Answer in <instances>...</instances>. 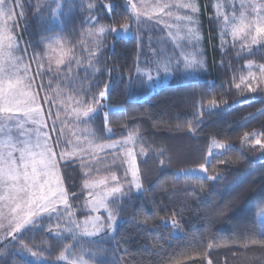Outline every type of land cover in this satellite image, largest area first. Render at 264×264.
I'll return each mask as SVG.
<instances>
[{"label": "snow or ice", "instance_id": "snow-or-ice-1", "mask_svg": "<svg viewBox=\"0 0 264 264\" xmlns=\"http://www.w3.org/2000/svg\"><path fill=\"white\" fill-rule=\"evenodd\" d=\"M120 7L119 0H110V3L101 4L99 7L92 2L86 7L81 3L80 11L83 16L88 17L85 20L82 16L81 23L95 27L100 19H104L103 16L98 17L101 11H106L108 18H113ZM215 7L217 22L222 20L225 28L228 29L221 35L220 46L225 52L227 48L224 36L229 34L233 41L241 42L240 51L236 52L237 57H243L245 52L251 56L254 51L264 49V0H239L238 14L236 0H231V7L227 11H221L220 4ZM75 9V0H39L35 5L31 0H0V231H2L0 264H10V261L11 264H49V261L41 258L44 249L33 243L37 235L41 236V244L45 240L53 239L58 244H63L57 258L63 264H121V258L117 255L121 241H116L115 249L111 250L113 257L111 260L107 258L109 249L104 248L101 241L105 237L116 239L115 233L121 213L124 211L123 205L133 198L134 190L141 193L148 189L143 185L142 174L136 161L137 154L131 147L125 148V144L135 142L133 135L122 141L98 143L95 145V151L91 150V141H88V147L79 143L81 140H87L89 136L96 137V133L87 130L86 127L81 130V124L87 126L98 113L103 111L107 128L110 115L109 106L102 101L107 100L114 91L111 81L103 85V90L99 91L98 96L93 92V89L99 87L98 83L94 82L95 72L99 69L95 68L93 63L102 47V40H99V37H103L108 32L113 33L114 36H118L120 32L131 33L132 25H139L142 22L141 17L145 15L150 20L156 17L157 24H167L164 17H169L175 21L178 29L185 31L186 44L191 46V54L183 62V69L203 67L198 59L202 53L198 49L201 37L196 15L199 7L195 0H156L150 14L141 10V4L134 0H126L123 11L126 13L127 22L121 24L119 30L116 27L100 25L95 31L88 33L90 42L96 44L97 51L81 50L82 54L84 51L88 52L87 63L85 59H77L74 51L68 57L61 51L60 57L55 60V66L52 65L53 58L48 57V65L45 67L43 56L37 51L41 48V43L33 45L24 41L21 45L22 37L15 34L18 25L14 18H25L26 11L32 10L34 18L40 20L42 25L57 22L66 25L75 14ZM47 30L53 29L49 27ZM136 39L139 44H143L139 37ZM62 40L63 38L58 35L55 42L62 43ZM149 47L151 48V45ZM232 47L235 48L236 44L233 43ZM68 48L71 50L73 45L69 43ZM163 55L154 48L151 49L145 57L143 66H137V73L147 74L151 79L153 72L161 71L160 58ZM173 59L176 57L170 58V63ZM33 64L35 68L32 67ZM243 67L247 70V75H241L239 83L235 82V78L233 79L236 89L243 91L246 87L248 91L255 92L264 86V63L255 64L248 59ZM180 70L181 63L178 61L174 67L166 65L164 68L166 74ZM45 78L48 81L46 85L43 83ZM41 91L44 93L43 96L40 95ZM254 99L257 98L252 97L238 103H250ZM41 100L49 104L47 112L41 107ZM57 100H59L58 104ZM261 102L264 103V100ZM203 104L204 101L201 100V107L196 112V117L203 116L205 111L209 115L214 114L222 104L225 105V111L232 107L227 105L226 101L215 98L208 101L206 110ZM52 107L56 108L54 118ZM61 111L65 114L64 120H60ZM46 116L52 118L51 125L47 124ZM57 121H60V127H57ZM198 122L196 120L190 123L187 131L195 134ZM69 126L73 127L72 135L76 137L75 142L65 137L64 128ZM48 128L57 133L55 138L46 131ZM78 131L82 134L78 135ZM108 131L110 132L111 129ZM243 143L260 145L264 149V138L260 133H245ZM117 149L126 152V161L120 159ZM214 149L221 151L217 153ZM106 150L113 156L110 162L113 167L106 168L111 182L107 177L90 182L88 175L95 168V164H88L87 161L99 159L101 163L107 165L108 162L98 156V152ZM231 150L230 144L213 140L207 155H202L198 168L180 169L178 174L173 175V181H176V176L179 175L186 183L195 181V184L203 190L205 181L219 183L226 180L227 177L222 171L216 170L214 174H210L209 169L214 158ZM166 151L167 149L161 146L159 156L164 157ZM81 153H89V155H80ZM140 154L146 155L143 147ZM60 161H64V164L61 165ZM72 163H79L82 169H88V172H85L83 188L89 190L88 195L91 199L88 201L89 214L82 223L77 219L74 206L70 203L69 191L64 186L66 177L60 171L61 167H68ZM164 163V159H160V164ZM121 169L122 176L117 174ZM156 183L160 185L165 195L177 196L175 185L169 188L167 181L160 179ZM94 189L100 190L94 191ZM181 191L185 196L190 191L195 194V187H185ZM76 195L75 192L71 193V197ZM101 209L107 214L106 216L91 215V213H99ZM213 211L219 215L223 212V208L217 206ZM177 215V213L172 214L170 223L161 218L163 226L174 232L182 231L181 221L176 218ZM140 223L147 225L149 221L145 219ZM154 227L159 230L161 225L156 224ZM26 237H30L27 243L24 242ZM97 237L99 240L96 239ZM163 240L164 237L161 236L160 247ZM249 245L264 249V235L245 239L241 243L244 248H248ZM208 247L211 248L213 245L209 244ZM9 249L15 251L10 252ZM14 256L19 257V262L13 259ZM26 256L31 257V260L26 259ZM261 264H264V260Z\"/></svg>", "mask_w": 264, "mask_h": 264}, {"label": "trees", "instance_id": "trees-1", "mask_svg": "<svg viewBox=\"0 0 264 264\" xmlns=\"http://www.w3.org/2000/svg\"><path fill=\"white\" fill-rule=\"evenodd\" d=\"M31 2L34 4L36 1ZM96 2L99 7L110 3V0ZM119 2L121 7L116 10L115 17L108 18L106 11L98 14V17H104L98 25L120 28L121 24L127 22L123 11L126 0ZM206 10L203 7L205 26L208 25ZM78 14L79 25L75 20L64 25L67 33L74 37L79 34L80 28L88 25H82L83 14L81 11ZM87 18L83 16V19ZM26 20L24 35L26 39L32 35L37 43L45 34L35 30L37 21L34 15H29ZM106 47L104 54L114 89L106 102L118 109L110 112L107 128L104 114L97 116L96 131L106 142L125 140L130 132L138 134V146L146 152V155H141L139 149V168L144 188L148 189L141 193L133 192V198L123 205L116 239L105 237L101 241L103 247L109 249L107 258L113 259L111 250L115 249L116 241H121V248L117 251L121 264H209V261L211 264H261L264 249L253 245L244 248L241 243L245 239L264 235L259 226V216L264 210V149L260 145L243 143L245 133H260L264 138V103L261 102L264 99L238 103L249 99L237 100L228 91V82L224 83L215 73L220 54L212 53L209 41L210 70L206 79L203 75L187 81L172 79L170 83L149 91L146 86H139L144 84L145 79L141 78L138 80V90L133 93L129 80L134 77L137 61L136 39L111 37ZM105 83L106 80H103L97 94L103 90ZM213 98L226 101L227 105L232 106L231 109L225 111L222 104L214 114L209 115L205 111L203 116L196 117L201 107L200 101H204L206 110L208 101ZM196 120L199 122L195 134L189 133L188 125ZM108 129H111V136L107 135ZM213 140L232 146L231 151L214 158L209 169L210 174L216 170L222 171L226 180L219 183L205 181L203 190L195 181L186 183L179 175L173 181V175L178 174L180 169L198 168L202 155H207ZM161 146L167 149L164 157L159 156ZM160 159H164L163 165ZM158 179L166 180L169 188L175 185L177 196L165 195L156 183ZM185 187H195V194L190 191L185 196L181 191ZM78 196L76 206L80 205L83 194L79 193ZM217 206L223 208L219 215L213 211ZM77 213L79 217H84L82 212ZM173 213L178 214L176 218L181 221L182 231L174 232L163 226L161 218L170 223ZM145 219L149 221L147 225L140 223ZM156 224L161 225L159 230L155 229ZM161 236L164 237L162 247L159 246ZM96 239L99 240V237ZM40 241L41 236L37 235L33 243L44 249L43 253L51 261H55L63 244H58L54 239L45 240L43 244ZM209 244L213 247L209 248ZM13 259L19 262V257L14 256Z\"/></svg>", "mask_w": 264, "mask_h": 264}, {"label": "rangeland", "instance_id": "rangeland-1", "mask_svg": "<svg viewBox=\"0 0 264 264\" xmlns=\"http://www.w3.org/2000/svg\"><path fill=\"white\" fill-rule=\"evenodd\" d=\"M36 2H33L37 4L39 0H35ZM76 4V9H75V14L72 16L71 19L68 21H76L79 25L80 20L79 17L80 15L78 14V3H83L85 6L87 3L90 2H96V0H75ZM134 2H137L142 5V11H146L149 14L151 13V8L154 6L156 0H134ZM238 2L239 0H236L237 3V14H238ZM195 3H197L199 7V12L196 14L198 18V26H199V35L201 37L198 45V49L202 55L198 57L200 61L203 64V67L197 68V69H188L184 70L183 69V62L190 56L191 54V46L186 44V35L185 31H182L178 29L175 26V21L172 18L169 17H164V20L167 21V24L165 23H156V17H153L151 20L148 18V16H142L141 17V23L139 25H132V31L131 33H125V32H120L118 36H114L113 33L108 32L106 33L103 37H99V40H102V47L99 49V55L98 57L93 61L94 67L99 69V71L95 72V77H94V82L98 83L99 87L93 89L94 94L98 96L96 91L100 88V85L102 84L103 80H106V83L110 82L112 80V76L109 72V65L106 61V55L104 54V51L106 50V45L107 42H109L114 38H129L133 37L136 39V37H139L142 41L143 44H139L137 39V45H138V54H137V61L135 65V72H134V77L130 79L132 87V93L133 91L138 90V80L143 78L144 84H139V86H146L147 90H155L157 88H160L168 83L173 79L175 81H178L179 79H183L184 81L190 80L197 78L201 75H203L204 79L207 78V75H209V70H210V64H209V59H208V49H207V42L209 41L211 44V51L214 54V52H219L220 54V59L218 60V63L215 67V73L217 72L218 77L221 78L224 83L228 82L226 87L228 88V91L237 98V100H245V98L250 99L252 97L258 98H263L264 99V86L260 87L257 89L255 92H250L247 90L246 87L243 88V91H240L236 89L235 84L233 83V79L235 78V82L239 83V77L241 75H247V70L244 69V64L247 62L248 59H251L253 63L255 64H262L264 63V49H259L257 51H254V53L251 56H248L247 53L245 52L243 54V57H237L236 52L240 51V44L241 42L239 40L233 41V38L231 35H226L224 36V39L226 41V48L227 52H225L224 49L221 48V35L222 32L228 31V29L225 28L223 21L221 20L219 23L217 22V11L215 5L220 4L222 5L221 11H227L231 7V0H195ZM205 3V4H204ZM97 4V2H96ZM203 7L205 9L207 8V23L208 25H204V17H203ZM31 15L33 17L34 13L33 11L28 13L26 11L25 18H20V17H15V23L18 25V27L15 28V34L18 37H22L20 43L21 45L24 44V41H28L33 45H36L38 42L41 43V48H38L37 51H40L42 56H43V63L45 67L48 65V57H52V65L53 67L55 66V60L60 57L61 51L65 54L66 57L71 56L72 52L74 51L76 53V58L77 59H85V63H87V57H88V52L84 51L82 54V49H91L92 51H97L96 49V44L94 42H90V38L88 37V33L90 31H95L97 28H99L100 25H95L93 27L92 25H86L84 28H80L79 34L74 37L71 34H68L64 24L62 25L61 23H53L51 25H42L41 21L36 19V27L35 30H38V33L45 34L43 37L39 39V41L36 43L33 40L32 35H29V37L26 39V35H24V29L25 28V23L28 21L26 20L28 16ZM26 20V21H25ZM25 21V22H24ZM24 22V23H23ZM11 23V22H9ZM172 25L171 27H168L167 25ZM21 26V29H20ZM105 26V25H104ZM51 28L53 30L49 31L47 30L48 28ZM106 27H112V26H106ZM118 30L120 28L116 27ZM77 31V30H76ZM61 36L63 38L62 43H56V37ZM49 42H51V48H49ZM69 43L73 45V48L70 50L68 48ZM233 43L236 44V47L233 48L232 45ZM151 45V48L149 47ZM155 49L158 52L163 53L164 55L160 58V68L161 71L159 73L153 72L151 79H149L147 74L144 73H137L136 68L137 66L142 67L145 61V57L151 52V49ZM31 48L29 51L31 52ZM176 57V59L171 60L170 63V58ZM181 63V70L178 72H171V74H166L164 71V68L166 65H169V67H174L176 62ZM35 68V65L33 64L32 66ZM235 70V72L233 71ZM105 76H104V75ZM38 83L39 78H37ZM146 81V83H145ZM223 81H221L223 83ZM47 78L43 80V83L46 85L47 84ZM112 83V81H111ZM243 87V86H242ZM41 96L44 95V93L41 91L40 93ZM52 95V94H50ZM41 107L47 112L49 109V104H46L43 102V100L40 101ZM56 103H59V100L56 101ZM102 103L107 104L106 100L102 101ZM109 106V105H108ZM118 109L117 107H112L109 106V111L113 112L114 110ZM52 112H53V118L56 113V108L52 107ZM103 115V111L98 113L96 117L94 118L93 121H91L87 126L81 124L80 129L83 130L85 127L87 130L95 132L96 127H95V122L97 119V116ZM46 122L48 125H51L52 123V118H48L47 116ZM65 119V114L63 111L60 113V120ZM60 121H57V127H60ZM46 131L49 132V135L55 138L57 135L56 132L51 131L50 128L46 129ZM73 132V127H65L64 128V133L65 137L73 140L74 142L76 141V137L72 135ZM96 137L93 138L91 136L88 137L87 140H81L79 143L83 145L84 147H88V141H91V150L95 151V145L98 143H105L106 141L103 140L97 133ZM78 135L82 134L81 132L78 131ZM108 136H111L112 133L108 132ZM130 135H133L135 137V142L132 144H125V148L131 147L133 151L137 154L136 155V161L137 165L139 167V146H138V140L135 132H130ZM261 137L263 138V135L261 134ZM126 140V139H125ZM71 150V146H70ZM141 150V149H140ZM215 152L219 153L221 150H215ZM117 153L122 160H127V154L125 151L117 149ZM80 155H89V153H81ZM98 156L107 161L108 164L101 163L100 160H91L89 159L87 161L88 164H95V168L89 173L88 179L90 182L93 181H98L101 179H105L106 177L108 178L109 182L110 181V174L106 171L107 167H113L111 165V161L113 159V156L106 150L105 152H98ZM60 164L63 165L64 161H60ZM127 165L125 164L124 167ZM96 169H99L97 171ZM62 175L66 177L65 179V188L69 191L70 195V203L73 204L74 210L76 211V216L77 219L82 223L85 219V216H87L88 213V208L89 204L88 201L91 199L88 195V189L83 188L84 184V176L85 172H88L87 168L81 167L79 163H72L68 167H61L60 169ZM118 175L122 176V169L117 172ZM130 179V177H129ZM103 187V186H101ZM100 189H94V191H99ZM75 192L77 195L75 197H71V193ZM135 192V190L133 191ZM81 193L83 196L80 197V205L76 206L75 199L76 197H79L78 194ZM78 211L82 212L84 214V217H79ZM264 210L260 213L259 216V226H260V231L262 234H264ZM91 215H107L103 209L99 213H91ZM0 235H2V231H0ZM10 239V238H9ZM25 243L29 242L28 237L25 238L24 240ZM10 251L14 252V249H9ZM43 253V252H42ZM41 258L44 260L49 261V264H63V262H59L58 259L55 261H51L45 253L41 254ZM26 259L31 260V257H27Z\"/></svg>", "mask_w": 264, "mask_h": 264}]
</instances>
